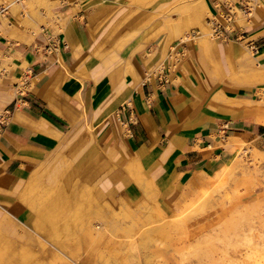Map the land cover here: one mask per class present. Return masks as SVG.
I'll return each mask as SVG.
<instances>
[{"label":"crops","instance_id":"crops-1","mask_svg":"<svg viewBox=\"0 0 264 264\" xmlns=\"http://www.w3.org/2000/svg\"><path fill=\"white\" fill-rule=\"evenodd\" d=\"M207 2L216 13L218 0ZM78 3L81 7L76 12L75 6L68 4L54 10L56 17L66 20L60 33L65 47L58 53L48 52L46 40L61 28L58 18L50 19L51 25L31 43L0 39V114L10 112V121L0 134L1 211L22 219L27 208L15 194L35 174L45 171L52 157L73 156L87 143L92 125L98 131L96 144L111 151L118 165L109 177L107 192L118 197L126 193L132 186L126 167L136 159L145 181L160 189L166 207L186 186H197L198 178L213 174L222 165L227 159L223 148L227 139L238 138L264 151V125L256 121L259 110L255 105L240 107L219 102L214 108L209 106L212 97L220 92L237 103L261 101L259 91L264 84L247 88L233 85L226 78L217 80L219 72H238L243 67L239 62L243 50L233 37L235 27L231 39L222 46L233 44L236 55L230 60L223 55L214 57L218 73L187 44L178 68H171L169 62L164 64L160 56L148 68L144 55L158 48L159 41L138 51L140 35L116 53L119 63L114 64L105 51L148 10L134 15L108 40L115 19L122 20L137 7L131 6L129 0ZM220 6L223 11L225 4ZM243 32L249 49L264 51V17H258L255 26ZM127 61L135 66L141 83H134L130 75L123 76V87L118 90L111 77L119 69L125 72ZM23 63L28 69H22ZM65 68L72 72L70 78H63ZM146 76H151L149 82ZM115 92L114 107L109 100L110 93ZM95 155H88L83 162L82 177L93 176L100 161Z\"/></svg>","mask_w":264,"mask_h":264},{"label":"bare ground","instance_id":"bare-ground-1","mask_svg":"<svg viewBox=\"0 0 264 264\" xmlns=\"http://www.w3.org/2000/svg\"><path fill=\"white\" fill-rule=\"evenodd\" d=\"M63 1L25 0L24 2L16 3L13 0H0V7L9 8V16L4 17L1 21L0 39L13 40L16 44L31 43L36 35L51 25L50 19L58 18L54 14V10L62 6L63 3L68 5L77 4L74 6L75 12L78 11L80 6L78 0ZM72 1L75 3H72ZM129 1L131 6L137 7V10L122 18V20L115 19L112 30H110L108 35V40L134 15L142 10H148V13L128 29L110 47L109 51H105L111 56L112 63H119V61H116V53L124 50L139 35L137 42L140 46L138 51L143 50L145 45L159 41L158 48L154 49L153 47L151 53L146 52L144 55V63L148 68L159 56L162 57L161 62L163 61L164 64L169 62V52L176 46L174 44L176 39H180L185 45L192 43L193 47L200 53V60L203 58L206 63L208 62V67L212 65L217 73L219 68L217 70V66L213 63L214 57L223 55L230 60L236 55L235 49L231 48L233 44L231 46H222L226 42L211 39L208 19L214 17L215 14L211 11L207 0H170V3L166 6H164V3L167 0ZM218 1L227 5L236 3V0ZM228 1L231 3L228 4ZM242 1L247 2L249 0ZM220 5L218 3L217 6ZM169 6H173V8L167 11L169 15L165 18L163 16ZM237 12L238 17L234 27L239 31H243L255 26L258 17H264V4H258L257 8H253L250 15L243 14L240 10ZM59 20L65 26L66 20L60 17ZM237 24L240 28L237 27ZM191 26L198 32L190 34ZM238 43L241 44L240 47L243 50L242 58L244 61H239L243 64V67L238 72L234 69L230 70L228 74L226 73L227 75L223 71L219 72L221 76L217 80L222 81L226 78L231 84L239 87L263 86L264 51H259L255 47L249 49L248 39H242ZM21 67L22 69H28L27 63H23ZM113 68L111 66L109 69L112 70ZM126 69L125 72L119 69L117 74L111 77L112 85L114 87L117 86L118 90L123 87L121 84L123 76L130 75L134 83H141L133 63L127 61ZM205 72L208 73L207 69ZM71 76L72 72L65 68L63 78L67 79ZM209 76L211 75L209 74ZM116 95V92L110 93L109 101L114 107L116 106V99L112 97ZM259 95L261 96L260 103H237L228 98L224 92H220L212 97L209 106L214 108L219 102L240 107L243 105H255L259 110L256 121L264 125V88L260 89ZM97 136L96 127L94 125L90 126L86 136L87 143L83 144L73 156L56 155L52 157L48 168L35 174L26 187L19 194H15V198L27 208L26 215L22 219H14L0 210V264H28L30 261H34V264H48V259H58L57 254L62 255V250H72L69 248L70 246L63 243L59 244L58 250L56 247L49 249L51 246L47 247L49 245L47 241L38 240L39 238L35 239L29 233V228L34 227L38 231L40 228L49 225L50 227L52 226L54 234L72 236L74 233L73 227L82 220L90 209H94L95 205H99L102 210L111 211L117 218L125 214L129 215L128 218H131L133 223L131 227H127L126 224H117L118 222H108V216L106 219L107 227L110 229L112 227H122L128 233H136L137 238L134 239V236H130L126 238V240L130 241H122L123 243L121 244L126 249H129L133 243L136 246L144 245L153 239L152 236L171 238L173 231L175 229L178 230L184 224L183 218L202 211L213 194L233 176L234 166L241 164V160L244 159L243 154L247 153L245 148L249 145L238 138L227 139L223 147L225 148L227 159L223 161L220 167L216 168L213 174L198 178L197 186H186L179 196L180 202L174 207L172 214L167 215L165 208L163 207L162 209L155 200L158 189L151 182L145 181L141 166L136 159L131 160L126 167L128 179L132 183L126 193L118 197L107 192L110 187L109 177L118 165L112 157L111 151H106L96 144ZM255 150L259 154V150L256 148ZM90 153H95V156L98 160L100 158V161L95 166L93 176L90 179L84 177L85 179L83 180L80 179V169L87 156L91 155ZM139 202L145 205V208H142L144 211L139 207L132 208L137 206L133 205V203ZM143 212L145 214L144 220L149 223L141 228L138 224L141 218L137 216ZM123 213L124 215H121ZM101 216L104 217L103 214ZM90 226L92 225L86 226L84 233H87V238L90 237V240L94 241L91 237L93 235L92 227ZM84 239L81 238L79 241L85 243L86 239Z\"/></svg>","mask_w":264,"mask_h":264},{"label":"rangeland","instance_id":"rangeland-1","mask_svg":"<svg viewBox=\"0 0 264 264\" xmlns=\"http://www.w3.org/2000/svg\"><path fill=\"white\" fill-rule=\"evenodd\" d=\"M169 1H165L164 6L168 5ZM236 1L239 2L237 7L240 9V4L244 1ZM218 3L225 4L219 1ZM258 4L263 5L264 0H257V6ZM172 8L173 6H169L163 17L166 18L169 15L167 11ZM237 27L240 28L238 24ZM63 31L64 25L61 22V28L56 30V34ZM189 32L191 34L198 31L191 26ZM179 42L180 39H176L174 44ZM187 46L193 47V44L188 43ZM245 149L247 153L243 154L241 164L234 166L233 176L213 194L202 211L183 218L184 224L173 231L171 238L152 236L153 239L146 244L136 246L133 243L126 249L121 244L122 241H130L126 240L130 236L137 238L136 233H128L122 227L110 229L106 219L108 216V222H118L117 224L131 227V218L124 213L121 214L124 216L117 218L114 213L102 210L99 205L90 209L73 227L72 236L54 234L52 226L49 225L38 231L31 227L28 231L35 239L46 240L49 244L47 247L51 246L49 249L56 247L58 250L59 244L63 243L72 249L62 250V255L57 254L56 260L48 259V264H264V151L257 154L252 145ZM80 179L85 178L81 176ZM174 199V203L169 205L170 208L166 207L163 203L165 199L158 189L155 200L162 209L165 208L167 215H171L174 207L180 202L179 196ZM133 205L137 206L132 208H145L141 202ZM144 215L143 212L137 216L141 218L138 223L141 228L149 223L144 220ZM89 224L92 225L91 237L94 241L84 233ZM81 238L86 239L85 243L79 241ZM28 264H34V261Z\"/></svg>","mask_w":264,"mask_h":264},{"label":"built area","instance_id":"built-area-1","mask_svg":"<svg viewBox=\"0 0 264 264\" xmlns=\"http://www.w3.org/2000/svg\"><path fill=\"white\" fill-rule=\"evenodd\" d=\"M16 3L24 2L25 0H13ZM239 4L235 5H225L224 10L222 11L221 6L216 7V13L214 17L208 19L210 37L214 41L227 42L231 39L232 30L238 17V12L241 11L243 14L250 15L253 8L257 7L256 0H249L240 4V9L237 7ZM256 5V6H255ZM9 16L8 7H0V25L4 17ZM236 29V28H235ZM237 30V29H236ZM236 33V32H235ZM236 41H241L245 39V33L243 31L237 30V33L233 35ZM48 43V52L50 54L58 53L62 47L65 45L60 39V34H51L49 37H46ZM186 45L181 41L176 44L169 52V63L171 68H178L180 62L185 56ZM170 68V69H171ZM162 70H166V67H163ZM169 70V69H168ZM151 76H146V81L149 82ZM161 80V77L159 78ZM128 107L131 106V103L127 104ZM10 121V112L4 111L0 114V134L2 127L6 126Z\"/></svg>","mask_w":264,"mask_h":264}]
</instances>
